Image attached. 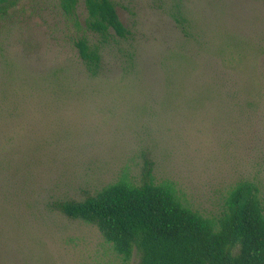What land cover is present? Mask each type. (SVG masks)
Returning a JSON list of instances; mask_svg holds the SVG:
<instances>
[{"label": "rangeland", "instance_id": "1", "mask_svg": "<svg viewBox=\"0 0 264 264\" xmlns=\"http://www.w3.org/2000/svg\"><path fill=\"white\" fill-rule=\"evenodd\" d=\"M112 1L130 33L96 77L74 46L96 41L82 0L77 26L56 0L0 22V264H125L51 204L139 182L146 162L205 216L243 180L264 205V0Z\"/></svg>", "mask_w": 264, "mask_h": 264}, {"label": "trees", "instance_id": "2", "mask_svg": "<svg viewBox=\"0 0 264 264\" xmlns=\"http://www.w3.org/2000/svg\"><path fill=\"white\" fill-rule=\"evenodd\" d=\"M23 0H0V22ZM61 13L75 21L80 0H56ZM86 32L74 46L91 77L101 71L102 48L127 39L129 30L112 0H82ZM177 21L184 25L185 18ZM52 209L70 220L95 226L112 250L127 264H264V205L256 183H236L222 211L205 216L179 199L175 185L156 182L146 162L139 182L122 177L82 199H62Z\"/></svg>", "mask_w": 264, "mask_h": 264}]
</instances>
